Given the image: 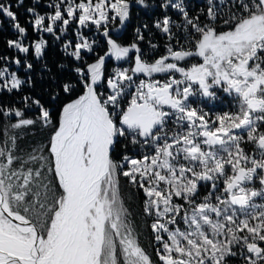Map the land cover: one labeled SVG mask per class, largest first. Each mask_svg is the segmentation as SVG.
I'll list each match as a JSON object with an SVG mask.
<instances>
[{
	"label": "snow or ice",
	"instance_id": "1",
	"mask_svg": "<svg viewBox=\"0 0 264 264\" xmlns=\"http://www.w3.org/2000/svg\"><path fill=\"white\" fill-rule=\"evenodd\" d=\"M24 3L0 0V264H264V0H32L35 39Z\"/></svg>",
	"mask_w": 264,
	"mask_h": 264
},
{
	"label": "trees",
	"instance_id": "2",
	"mask_svg": "<svg viewBox=\"0 0 264 264\" xmlns=\"http://www.w3.org/2000/svg\"><path fill=\"white\" fill-rule=\"evenodd\" d=\"M13 1H15V0H13ZM135 27H136V25H135V26L131 25V26H128V27L126 28L127 30L125 29L126 32H125V34L122 36L123 39H124L125 41H130L129 31L133 32V29H134ZM8 34L10 35V38L3 36L4 39H1V43H0V52H6V53H8V54H11L12 52L9 53L8 49L6 48V43H5V41H6L7 39H14V38H15V35L13 36V35L10 34V33H8ZM1 38H2V36H1ZM49 55H50V57H51L52 60H57V59H59V58L62 56V53L60 52V50H59V48H58L57 46H56V47L53 46V48H52V50L50 51ZM38 71H39V68H37V72H38ZM20 74H21L22 76L24 75V73H23L22 71H21ZM34 79H35L36 82H37L36 92H39V91H40V88H41V85L44 84V81H41V80L39 79V77L36 76L35 74H34ZM0 99H3V100H6V101H7V100H9V99H11V98L5 96V97H0ZM16 99L18 100L19 97H16ZM121 188H122V195L127 196L126 180H124V179L121 180ZM142 198H143V194L141 193V194H140V197L137 198L135 201L132 202V209H133L134 211H137V212L139 211V209H140V201L142 200ZM142 232H143V235H142V237H141V243L144 244V245L146 246V248H147V250L149 251V253H152V252H153V248H152V245H151V243H150L149 232H148L147 229H142Z\"/></svg>",
	"mask_w": 264,
	"mask_h": 264
},
{
	"label": "rangeland",
	"instance_id": "3",
	"mask_svg": "<svg viewBox=\"0 0 264 264\" xmlns=\"http://www.w3.org/2000/svg\"><path fill=\"white\" fill-rule=\"evenodd\" d=\"M5 2H8V0H5ZM12 2L14 3L15 1L12 0ZM47 2H48V0H42V4H46ZM31 3H32V0H25V3H24V6L23 7H20L19 9L13 8L14 11H17L18 12L19 20H20L21 24L23 26H25V27H29L28 24H27V22H26L29 14L25 11V9L27 7H29V6H31ZM38 10L41 11V12H43L45 9L44 8H38ZM135 13H137V11L134 10L133 11V15ZM137 20H139L138 23H140V24L143 23V21H144V19H141V18L140 19H137ZM0 21L3 22L2 27H0V39H4L3 36L10 38V35L8 33H10V34H12L14 36L15 35L14 34V30L12 29L11 24H10L8 18L3 17V16H0ZM29 32L31 34L30 37H29V39H35V33H32L31 32V28L30 27H29ZM1 36H2V38H1ZM132 39H134V33L130 37V41ZM125 42H127V41H125ZM0 43H1V40H0ZM53 46L56 47V45H53ZM37 68H39V67H37ZM234 264H238V262H235L234 261Z\"/></svg>",
	"mask_w": 264,
	"mask_h": 264
},
{
	"label": "flooded vegetation",
	"instance_id": "4",
	"mask_svg": "<svg viewBox=\"0 0 264 264\" xmlns=\"http://www.w3.org/2000/svg\"><path fill=\"white\" fill-rule=\"evenodd\" d=\"M135 10V9H134ZM137 11V13H135L132 17V20L129 22V24L126 26V28L128 26H137L140 23H138L139 20L137 19H144V22H147L149 25L152 24V17H153V13L155 12L156 15H159V12L156 10H141V9H137L135 10ZM125 28V29H126ZM123 30L121 35L123 36L126 32V30ZM134 32L129 31V36L131 37L133 35ZM1 40V39H0ZM9 53L13 52V50L8 49ZM0 53H6V52H0ZM227 105V107H226ZM208 110H215L217 112L219 111H227V110H231V111H235V106L234 105H228V101L224 100L223 103H221L220 101H217L216 104L214 106H209Z\"/></svg>",
	"mask_w": 264,
	"mask_h": 264
},
{
	"label": "bare ground",
	"instance_id": "5",
	"mask_svg": "<svg viewBox=\"0 0 264 264\" xmlns=\"http://www.w3.org/2000/svg\"><path fill=\"white\" fill-rule=\"evenodd\" d=\"M137 9H140V8H138V7H137V8H135V10H137Z\"/></svg>",
	"mask_w": 264,
	"mask_h": 264
},
{
	"label": "water",
	"instance_id": "6",
	"mask_svg": "<svg viewBox=\"0 0 264 264\" xmlns=\"http://www.w3.org/2000/svg\"><path fill=\"white\" fill-rule=\"evenodd\" d=\"M123 31V30H122Z\"/></svg>",
	"mask_w": 264,
	"mask_h": 264
}]
</instances>
